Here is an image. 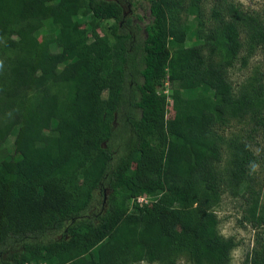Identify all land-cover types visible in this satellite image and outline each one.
<instances>
[{"label":"trees","instance_id":"trees-1","mask_svg":"<svg viewBox=\"0 0 264 264\" xmlns=\"http://www.w3.org/2000/svg\"><path fill=\"white\" fill-rule=\"evenodd\" d=\"M147 2L135 44L132 0H0V264H230L224 192L264 231L250 173L264 82L234 93L226 76L264 57V23L213 0L204 32L203 0ZM183 14L200 44L186 47ZM246 118V139L219 134ZM242 264H264L260 235Z\"/></svg>","mask_w":264,"mask_h":264},{"label":"rangeland","instance_id":"rangeland-1","mask_svg":"<svg viewBox=\"0 0 264 264\" xmlns=\"http://www.w3.org/2000/svg\"><path fill=\"white\" fill-rule=\"evenodd\" d=\"M134 5L125 9L126 18H130L131 24L124 25L135 38V44L143 41L145 36L144 28L150 21L148 2L147 0H132ZM235 6L240 7L243 11L258 17L264 23V0H229ZM213 7V0H203L200 5L202 12L203 26L201 30L206 32L214 28V21L211 19V10ZM188 26V39L185 43L186 47L198 45L202 40L198 39V30L200 29L199 22L191 15L186 17L184 14L181 16ZM111 23V22H108ZM83 27V24L80 25ZM100 35L104 34V30H98ZM39 35H42L41 33ZM38 35V36H39ZM27 52L30 51L27 48ZM204 55H207L204 52ZM227 79L233 88V92L237 93L238 90L247 82L255 78L263 79L264 82V57L260 49L248 57L246 65L242 66L240 62L236 63L233 67L227 70ZM141 80L137 78L133 81L139 83ZM131 82V81H130ZM173 115L172 110H169L168 118ZM248 118L243 121L231 120L225 127L219 129V134L225 139L238 136L246 139L247 132L252 127ZM251 149L254 154L255 161L252 164L250 173L255 180V190L260 193L262 202L264 203V130L257 131L253 134V140L250 141ZM8 149H11L10 144ZM228 153L223 152L222 163L219 170L223 171L227 165ZM105 191L101 193L100 200L105 201ZM246 203L241 196L232 197L229 192H224L219 205L215 208V214L218 219V232L225 239L232 238L236 247L231 252L230 264H242L245 255L252 250L255 244V239L260 235L264 243V231L262 228L252 229L250 224L244 220ZM148 264V263H139ZM177 264H191L185 257L178 259Z\"/></svg>","mask_w":264,"mask_h":264},{"label":"built area","instance_id":"built-area-1","mask_svg":"<svg viewBox=\"0 0 264 264\" xmlns=\"http://www.w3.org/2000/svg\"><path fill=\"white\" fill-rule=\"evenodd\" d=\"M136 203L139 205L147 204L148 198L147 197H138V198H136Z\"/></svg>","mask_w":264,"mask_h":264},{"label":"flooded vegetation","instance_id":"flooded-vegetation-1","mask_svg":"<svg viewBox=\"0 0 264 264\" xmlns=\"http://www.w3.org/2000/svg\"><path fill=\"white\" fill-rule=\"evenodd\" d=\"M125 15H126V13H125Z\"/></svg>","mask_w":264,"mask_h":264}]
</instances>
